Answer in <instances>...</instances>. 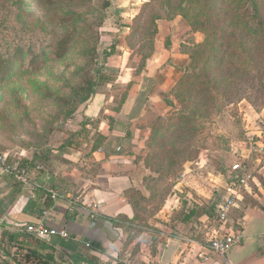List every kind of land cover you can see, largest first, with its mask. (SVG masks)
Segmentation results:
<instances>
[{"label": "crops", "instance_id": "0c3cea01", "mask_svg": "<svg viewBox=\"0 0 264 264\" xmlns=\"http://www.w3.org/2000/svg\"><path fill=\"white\" fill-rule=\"evenodd\" d=\"M171 30L164 21L158 25L140 70L132 52L117 45L109 61L115 59L126 75L117 76L122 84L115 79L98 85L78 122L65 126L76 132L86 119L78 147H69L66 131H59L61 137L40 155L25 151L11 158L34 161L26 180L0 172V264L32 263L31 252L50 255V264H264V166L247 163L249 181L224 225L225 231L240 230L241 239L224 254L214 252L205 236L220 195L213 197L216 183L223 182L224 194V172L223 181L182 184L184 161L175 180L163 178L165 194L148 211L156 197L145 182L148 170L135 157L143 154L152 111L163 114L161 94L183 62V55L165 45ZM41 210L48 226L64 228L69 237L38 238L20 228L36 222Z\"/></svg>", "mask_w": 264, "mask_h": 264}, {"label": "rangeland", "instance_id": "374dc122", "mask_svg": "<svg viewBox=\"0 0 264 264\" xmlns=\"http://www.w3.org/2000/svg\"><path fill=\"white\" fill-rule=\"evenodd\" d=\"M75 1L77 2L70 6L63 0H0V50L3 48L4 54L10 56L14 45L20 44L25 48V44H29L38 53L42 50L48 52L46 58L42 59V64L36 68L29 66V53L14 57L15 72L0 81V155L11 159L14 156H22L25 151L46 149L61 137L59 131L66 134L65 126L78 122L83 106L80 100L84 89L88 87L86 80L95 71V66L89 61L87 63L88 58L83 52L85 50L90 52L96 48L94 57L100 61L102 50L108 47L111 39L115 37L117 23L120 29L116 34L115 53L117 45L118 51L132 52L134 63L137 65L141 56L138 52H150L147 37L156 29L153 39L155 41L158 25L164 21L165 26L169 25L172 29L171 35L165 40V45L169 48L172 45L174 52L183 55V62H180L181 66L179 65L177 75L173 77L172 85L161 94L165 103V108L161 109L163 114L157 115L155 109L154 111L150 109L153 122L149 127H153L158 120L165 122L177 113H193L197 123L193 128H189L187 133L191 135L192 146L195 149L191 148L192 158L187 163L184 162L187 166L183 170L184 175L180 176L183 177L182 184L190 183L196 187V183L199 182L208 181L211 184L213 179L223 181L220 173L224 172V168L241 160V154L249 151V144L245 142L241 133L242 119L252 117L251 112L264 104V0H222L224 9L233 7L237 21L233 24L237 32L234 33L236 42L232 39L234 37H230L231 34L224 37L220 33L221 29L218 28L223 23L222 20L197 25L191 19V13L185 14L188 5L194 7L199 2L110 0V6L104 10L101 8L103 0ZM200 2L202 6L198 7L205 13L209 11V6L212 5L210 0ZM249 2L255 4V13L262 23L260 28L251 27L250 36L247 35L248 29L246 30L244 21ZM144 4L148 6L142 11V16L136 18ZM173 9L175 12L178 10L174 16ZM102 10L108 16L102 23H98ZM154 16L161 18L153 20ZM258 19H255L253 24ZM74 27L81 32L77 33L67 56L56 60L49 57L47 45L51 43L53 37L59 32H70ZM242 29L246 34L239 37ZM95 30L99 33L97 42ZM216 36L221 42H215V45L223 47L224 42L226 47L228 46L221 66L223 74L220 78L217 76L220 83L217 84V78L213 80L215 84L211 81L214 87L212 90L208 89L212 96L209 105L203 104L207 107L203 106L204 108H198L197 112H194L196 101L190 100L186 85L190 80L193 81L194 76L202 77L205 69L208 73H213L217 69L215 58L208 55ZM229 50H235V54L231 56ZM113 55L107 58L102 67V72L109 77V81L98 85L114 82L118 79L117 76L123 73L114 64L115 59L109 61L110 58H115ZM121 76L125 78L126 75L123 73ZM212 78L210 76L209 79ZM116 83L122 84V79H118ZM192 107L193 111L190 110ZM73 108H75L73 113L65 118L66 113ZM183 130L186 132L187 127ZM147 141L143 154L139 155V159L138 156L135 157V161H141L145 169ZM176 145L180 147L178 141L175 143L173 140H162L152 147L160 150L158 158L161 160L168 156L166 152L174 153ZM180 158L183 161V158ZM170 160L173 168L175 164L172 158ZM149 165L158 168L157 161L149 160ZM147 170L149 173V169ZM158 172L160 169L154 173L158 180L149 181L156 197V201L149 205V212L157 208L158 200L162 199L167 189L164 183L160 182ZM176 175L173 174V180ZM222 184L223 182L216 183L219 189L214 192L213 197H216L218 191L221 194L222 188L220 190L219 186ZM181 195H186V192L183 190Z\"/></svg>", "mask_w": 264, "mask_h": 264}, {"label": "trees", "instance_id": "16d2710c", "mask_svg": "<svg viewBox=\"0 0 264 264\" xmlns=\"http://www.w3.org/2000/svg\"><path fill=\"white\" fill-rule=\"evenodd\" d=\"M63 1L68 3V5H70V6L77 2L75 0H63ZM87 1H89V0H87ZM90 1L92 2V0H90ZM190 2H199L194 7L192 5H188L189 6L188 9L185 11V14L191 13V19L193 20V22H195L197 25H200V24L203 25V23L208 24V22H210V21L219 22L220 20H222L223 23H221V26L218 28V29H221L220 33H222V35H224V37L226 34H231L230 37L231 36L234 37L232 39L235 41L236 35H234V33L236 34L237 32H236V26H234L233 24L237 21L235 19V14H234V10H233L232 6L230 8L227 7V9H224L222 0H210L212 5L209 6L210 7L209 11L207 10L208 12L206 11V13H205L204 10H202L201 8L198 7V6H202L200 0H190ZM109 6H110V0H103V4H102L101 8L105 10ZM147 6H148L147 4L143 5L140 13L138 14V16L136 18H139L140 15L142 16V11ZM204 6H205V4H204ZM247 6H248L247 7L248 12L246 13L247 16H246V18H244V21L246 23L245 28H246V30L248 29L247 35L250 36V35H252L251 27L253 28V26H256V27L260 28L262 26V23L258 19L259 17L257 16V13H255L256 12L255 4L249 2ZM172 11H173V14H172L173 16L175 13L178 12V10L175 12V9H173ZM165 12H167V10H165ZM180 12H181V10H180ZM252 13H254V14H252ZM107 16H108V14L104 13L102 10L100 13V20L98 23H102L103 20L105 18H107ZM158 18H161V17L160 16H154L153 20L158 19ZM166 18H171V17H166ZM255 19L256 20L258 19V21L255 24H253ZM119 26H120L119 23H117L116 24V28H117L116 34L118 33V31L120 29ZM218 26H219V24L215 27L217 28ZM80 32L78 31L77 27H74L70 32H64V33L59 32L57 35H55L53 37L51 43H49L47 45L49 47V53H50L49 57H51L54 60L65 58L67 56V54L69 53V51L71 50V47L73 45V42L75 40L77 33L80 34ZM215 33H218V31H215ZM244 33L246 34L245 30L242 29L239 37L241 35H243ZM116 34H115V37L111 39V43L108 45V47H105L102 50V58L100 59V61H99V59H97V57H94V54L97 51L96 48L90 52L87 50H85L83 52V54H85L88 58L87 63L89 61L92 65L95 66V71L93 72V74L91 73L92 76L90 75L89 78L86 80L88 87L84 89V94L80 100V101H82L81 104H83L82 107H85L89 103V101L92 99V97L94 96V94L97 91L98 84L108 80V76L106 74H104V72H102V67H103V63L107 60V58L109 56L113 55L116 51V43H117L116 42ZM151 34H152L151 36L147 37L148 41L150 42V44H149L150 52H138L141 55L140 56V63L138 64L139 70L142 69V67L144 66L145 59L147 57H149V55L151 54V52L153 50V46H154L153 39H154V35L156 34V29L153 30ZM94 36H95V40L97 42L99 33L96 32V30H95ZM215 42H221L220 40L217 39V36L214 37L213 46H211L210 53H208V55H212L215 58V63H216L217 69L213 73H208L205 69V72L207 74L205 72H202V77H199V75L194 76L193 81L190 80L189 84L186 85L187 90L189 92L188 96L190 97V100L196 101V103H195L196 105L194 106V112H197L198 108L207 107V106H204L203 104L209 105L210 98L212 96H211L210 91L208 89L210 88L212 90V88L214 87L212 82L215 84V81H213L215 78H217V84L220 83V81L218 80V77L220 78V75L223 74V71L221 70V68H222L221 66L223 64V60H224V57L226 54L225 50L227 49L228 46L226 47V45L223 42V47H221L220 45H215ZM13 47L14 48L12 49V53L10 56H7L6 54H4L5 50L3 48H1V50H0L1 51L0 52V75H2L0 77V81L5 80L9 74L15 72L16 64L13 61L14 57L17 58L20 55L22 56L24 53H29L30 54L29 66H31L32 68H36V66H40L42 64L41 63L43 61L42 59L46 58V56L48 55V52L44 51V50H42L39 53L36 52L29 44H25V48H22V45H20V44H16ZM229 54H231V56L234 55L235 50H229ZM208 59H209V57H208ZM207 75L209 76V78H210V76H211V78L212 77L213 78L210 80L209 78H207ZM206 79H208L210 81L207 82ZM263 106H264V104H262V106H260L259 108H255V110L260 111ZM74 110H75V108L68 111L66 113L65 118L70 116ZM190 110L193 111V107ZM198 117L203 118L200 116H198ZM194 118L195 117H194L193 113L192 114H190L188 112H187V114L177 113V114H175V116L171 117L170 119H168L165 122H161L159 120L156 121L153 124L154 126L150 128V134H149V137L147 139L148 141H147V147H146L147 154H145V156H146L145 161L147 163L145 167L147 169H149V173H148V175L145 176V182H146L147 187L151 190V193L153 194V196H155V191H153L154 188H152L150 186L149 181H150V179L153 181L155 179L158 180L157 176H155V174H154L155 172H157L160 169V172H158V175H159L158 177L160 178V182L163 183L162 180L164 177H166L168 175L175 174L178 171L179 165H181V163H183L186 160H190L192 158L191 154H190L191 148L192 149H195V148H193V146H192L193 140L190 138L191 135L189 136L187 132H188L189 128H193L194 124L197 123V122H195ZM85 121H86L85 118L80 121V128L78 129V131H76V132L66 131V133L68 134V138L66 139V142L69 143L68 144L69 147H78L82 143L81 142L82 139H80V137H81V135H84ZM201 123L204 125L203 121H201ZM184 127H187L186 132H184V130H183ZM58 130H60V129H58ZM244 132L245 131L243 129V123L241 122V133H242L243 137L245 138ZM162 140L163 141L164 140H166V141L167 140H173L175 143H176V141H178L180 147L178 148V146L176 145V148L174 147L175 148L174 153L172 151L166 152V155H168V156L166 158L160 160V158H158V156L160 154V150H158L156 148L154 149L152 147V145H157ZM169 144H170V141H169ZM40 154H41V150L35 151V155L38 156ZM180 157L183 158V161H181ZM171 158L173 159V163L175 164V166H173V168L171 166V160H170ZM7 159H8V161L12 162V159H10L9 157H7ZM149 160H150V162H151V160L157 161L158 162V168L155 169L154 167L149 165ZM16 161L18 162V165L20 167L25 168L28 171H29V168L31 166L35 165L33 160L22 159V160L18 161L16 159ZM170 166H171V168H169ZM227 167L224 168L223 174H226L225 172H226ZM132 194L137 195V192L135 190H133ZM41 211H40V214L38 215V217L41 215ZM38 217H37V219H38ZM33 223H35V222H33ZM27 256H32L34 259H36V260H33L34 262L29 263V264H50V261H51L50 255H41V254H38L36 252H31V253L27 254Z\"/></svg>", "mask_w": 264, "mask_h": 264}, {"label": "built area", "instance_id": "2783aa9c", "mask_svg": "<svg viewBox=\"0 0 264 264\" xmlns=\"http://www.w3.org/2000/svg\"><path fill=\"white\" fill-rule=\"evenodd\" d=\"M242 121L244 123L245 140L249 144V151H247L246 155L241 154V160L233 162L226 168L224 194H220L215 200L213 218L205 232L209 247L219 254L226 253L241 239L240 230L232 228L229 231H225L224 225L230 210L236 205V201L249 181L250 177L245 174L247 163L251 164L252 162L256 163V165L264 166V106L260 111H254V116L243 118ZM0 172L23 180L28 178L27 169L20 167L18 162L8 161L7 156L3 154L0 155ZM51 195L56 198L58 194L52 193ZM45 215L46 211H42L35 223L24 224L20 228L38 238L43 236L69 237L68 232L64 228L59 229L48 226L45 222Z\"/></svg>", "mask_w": 264, "mask_h": 264}]
</instances>
